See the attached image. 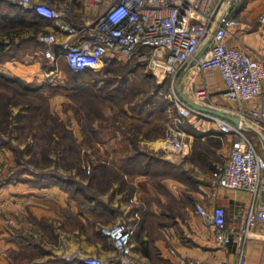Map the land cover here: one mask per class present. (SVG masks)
Segmentation results:
<instances>
[{"label": "crops", "instance_id": "crops-1", "mask_svg": "<svg viewBox=\"0 0 264 264\" xmlns=\"http://www.w3.org/2000/svg\"><path fill=\"white\" fill-rule=\"evenodd\" d=\"M32 1H46L62 9L65 19L76 24H90L98 11L89 0ZM226 15L239 20L228 42L264 59V0H230L222 10V18ZM48 32L57 33L51 47L62 50L70 35L58 31L53 20L19 0H0V50L14 52L0 59V69L27 81L45 79L63 87L73 85V78L62 73L70 68L65 59L59 60L58 71L49 69L44 54L48 44L41 39ZM88 36L90 32L84 34ZM106 63L103 59L91 69L98 72ZM189 80L196 86L206 84L216 101L224 103L223 84L217 74L192 69L182 77L181 86ZM78 83L89 85L90 80L79 77ZM69 95L70 90L64 87L52 97ZM63 115L71 116L70 110ZM126 115L132 122L125 125L92 124L96 131L110 130L109 136L92 142L99 168L90 184L93 192L79 185L75 197L68 187L58 182L40 184L31 173L17 178L0 176V264H89L84 260L87 255L115 260L117 250L102 227L119 220L131 227L132 256L142 264H180L178 254L199 264L236 263L240 248L222 244L196 211L197 204L209 209L223 205L228 221L237 224L247 214L251 193L218 186L213 177L216 167L227 159L232 136L220 131L213 121L192 115L180 125L193 135L192 149L177 156L166 148L165 135L157 126L159 118L146 119L135 110ZM175 121L176 117L170 126H175ZM69 128L82 139L79 121ZM254 129L264 154V128H259L260 132ZM38 228L41 238L37 237ZM245 251L247 264H264L263 224L253 226Z\"/></svg>", "mask_w": 264, "mask_h": 264}, {"label": "built area", "instance_id": "built-area-1", "mask_svg": "<svg viewBox=\"0 0 264 264\" xmlns=\"http://www.w3.org/2000/svg\"><path fill=\"white\" fill-rule=\"evenodd\" d=\"M34 6L44 17L53 20L57 30L70 35L56 51L51 44L57 41L56 32L41 39L48 44L44 50L51 72L58 71V62L65 59L75 71L84 72L106 57L145 66L159 84L171 89L179 109L176 125L165 133L166 148L177 156L186 155L193 145V135L180 128L187 117L196 115L213 121L232 141L224 164L213 171L218 186L246 190L251 203L244 220L230 223L223 205L213 209L197 204L196 211L212 227L222 244H236L240 254L235 264H247L246 245L250 232L257 224L264 225V154L259 149L254 130L264 128V59L228 42L239 25L233 15L222 18V10L230 0H89L98 11L90 24H76L65 19L64 11L46 1L19 0ZM86 32L90 36L84 37ZM211 37L205 52L190 67L199 50ZM217 74L223 84L220 93L224 103L210 99L206 84L188 92L182 77L188 70ZM209 88V89H208ZM192 100L221 108L239 115L238 124L188 103L180 90ZM7 162L0 153V176ZM117 250V259L104 261L87 255L89 264H142L132 256V229L125 220L105 225ZM175 252V250H172ZM180 264H199L178 254Z\"/></svg>", "mask_w": 264, "mask_h": 264}, {"label": "rangeland", "instance_id": "rangeland-1", "mask_svg": "<svg viewBox=\"0 0 264 264\" xmlns=\"http://www.w3.org/2000/svg\"><path fill=\"white\" fill-rule=\"evenodd\" d=\"M13 53L6 51L3 56L9 57ZM63 71L62 69L64 75L71 77L68 68ZM150 74V70L145 66H139L135 71L125 67L110 73L101 70L84 75L81 73L79 77L84 80L89 79L90 84L81 87V91L77 92L74 85L68 86L69 84L66 83L64 87L70 90V97L64 99L61 96L52 97L64 88L60 82L51 84L45 79L33 80L35 84L41 85V90L39 95L29 96L17 94L11 91L12 88L4 87L0 77V90L6 88L9 92L11 110L10 121L3 125L5 128L0 125V138L4 143L0 145V153L7 162L4 172L16 178L24 173H31L43 185L58 182V178L61 177L64 186L68 187L70 194L75 197L79 185H85L93 192L90 184L93 183L94 174L99 168L94 162L92 142L103 136H109L110 130L99 132L93 129L92 124L95 121L107 125L113 123L125 125L127 122H132L126 114L133 111V104L137 105L153 91L161 96L160 88L156 89V81ZM108 78L111 82L106 83ZM204 85L201 83L196 86L192 80L185 84L191 94L196 87ZM161 90L175 102L169 87L167 89L164 85ZM210 99L214 103H220L213 97L212 92ZM68 110L71 116H64L63 112L67 113ZM160 114L154 115L153 120L160 119V134L163 136L171 127L172 120L178 115L173 114V109L169 113L171 115L169 120H165L162 113ZM190 117L184 122L187 123ZM78 121L83 126L82 139H79L78 132L69 128L73 126V122ZM254 135L258 140L259 149L263 151L260 137ZM36 231H38L37 237L41 238L42 230L38 228Z\"/></svg>", "mask_w": 264, "mask_h": 264}, {"label": "trees", "instance_id": "trees-1", "mask_svg": "<svg viewBox=\"0 0 264 264\" xmlns=\"http://www.w3.org/2000/svg\"><path fill=\"white\" fill-rule=\"evenodd\" d=\"M3 50H0V59L3 58ZM107 63L103 66L101 69V72L107 73V72H112L113 70H119L122 68H127L131 69V71L138 70V67L140 65H134L132 62H124V61H119L114 58H109L106 57L104 58ZM71 71V78L74 80V88L77 89L76 91H81V87H86V85H82L78 83V78L79 74H81V71H75L71 67L69 68ZM91 73H93V70L91 69ZM150 76L155 80V78L150 74ZM0 77L2 79L1 83L4 85L6 88H12L11 91L17 93V94H22V95H39V92L41 90V85L35 84L33 81H27L23 79L20 76L14 75L8 71L0 70ZM111 79L108 78L106 83L110 81ZM156 81V80H155ZM111 82V81H110ZM156 84V89L160 88V95L159 93L153 91L150 92L147 98H144L143 100H140L137 105L133 104V110L143 113L144 118L149 119L151 116L156 115L157 113H162L163 117L165 120H169L170 116L169 113L171 109H173V114L179 115V110L175 102L172 100L171 97L167 96L166 94H163L162 88L168 89L167 84H159L157 81L155 82ZM6 88L3 90H0V125L3 126L4 124H7L10 119L9 116L11 115V110L9 108V97L8 94L9 92L6 91ZM81 88V89H80ZM170 109V110H169ZM169 115V116H168ZM7 122V123H5ZM159 128H161V124H157ZM3 128H5L3 126ZM1 137V136H0ZM0 145H4L3 141L0 138ZM4 175H9L7 173H3L1 176ZM13 177V176H11ZM60 177V176H59ZM58 178V177H57ZM61 178V177H60ZM58 178V183H61V185H65L62 180ZM6 179V178H2ZM63 179V178H61ZM62 181V182H61Z\"/></svg>", "mask_w": 264, "mask_h": 264}, {"label": "water", "instance_id": "water-1", "mask_svg": "<svg viewBox=\"0 0 264 264\" xmlns=\"http://www.w3.org/2000/svg\"><path fill=\"white\" fill-rule=\"evenodd\" d=\"M211 41V37L209 38V40L204 44V46H202V48L199 50V52L196 55V58L191 62L190 67L193 66L196 62L197 59L199 57H201V55L205 52V50L207 49L209 43ZM181 95L183 96V98L190 103L192 106H194L195 108L204 110L206 112H210L213 113L215 115L221 116L223 118H226L236 124H238L241 120L239 115L230 113L226 110H223L221 108L215 107V106H210V105H206V104H202V103H198L194 100H192L191 98H189L186 93L183 91V89L180 90Z\"/></svg>", "mask_w": 264, "mask_h": 264}]
</instances>
